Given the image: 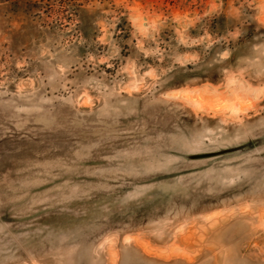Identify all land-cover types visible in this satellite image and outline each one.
Returning a JSON list of instances; mask_svg holds the SVG:
<instances>
[{
	"label": "rangeland",
	"instance_id": "obj_1",
	"mask_svg": "<svg viewBox=\"0 0 264 264\" xmlns=\"http://www.w3.org/2000/svg\"><path fill=\"white\" fill-rule=\"evenodd\" d=\"M0 264H264V0H0Z\"/></svg>",
	"mask_w": 264,
	"mask_h": 264
},
{
	"label": "water",
	"instance_id": "obj_2",
	"mask_svg": "<svg viewBox=\"0 0 264 264\" xmlns=\"http://www.w3.org/2000/svg\"><path fill=\"white\" fill-rule=\"evenodd\" d=\"M233 149H235V148H233ZM221 152H223V151L197 153V154H193L192 157H194V158H204V157H208V156L219 154Z\"/></svg>",
	"mask_w": 264,
	"mask_h": 264
},
{
	"label": "bare ground",
	"instance_id": "obj_3",
	"mask_svg": "<svg viewBox=\"0 0 264 264\" xmlns=\"http://www.w3.org/2000/svg\"><path fill=\"white\" fill-rule=\"evenodd\" d=\"M209 98V97H208Z\"/></svg>",
	"mask_w": 264,
	"mask_h": 264
}]
</instances>
